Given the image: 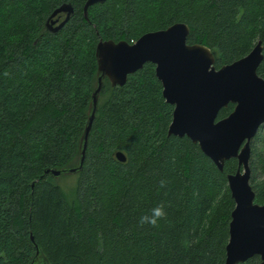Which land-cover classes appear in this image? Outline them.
Returning <instances> with one entry per match:
<instances>
[{"label": "trees", "instance_id": "1", "mask_svg": "<svg viewBox=\"0 0 264 264\" xmlns=\"http://www.w3.org/2000/svg\"><path fill=\"white\" fill-rule=\"evenodd\" d=\"M85 1L0 0V264H223L234 208L226 176L237 160L220 171L198 144L168 134L173 106L154 64L122 86L103 79L73 197L45 170L79 164L100 38L133 43L182 22L216 68L261 40L264 77V0H105L87 19ZM63 3L74 12L51 32L45 22ZM263 125L249 157L260 204Z\"/></svg>", "mask_w": 264, "mask_h": 264}, {"label": "water", "instance_id": "2", "mask_svg": "<svg viewBox=\"0 0 264 264\" xmlns=\"http://www.w3.org/2000/svg\"><path fill=\"white\" fill-rule=\"evenodd\" d=\"M104 2L86 0L84 18L88 17L89 6ZM73 12L70 3L55 8L45 22L47 30L58 31ZM188 34L187 24L176 22L146 32L133 43L100 38L95 47L96 86L79 146V164L65 169L48 168L45 173L58 177L75 174L81 168L103 79L107 78L112 86H122L128 75L150 62L155 65L163 97L173 106L168 134L186 136L198 144L220 171L226 160H237L236 171L226 176L234 208L223 264L242 263L253 256H259L258 264H264V203L254 201L249 167L250 141L264 123V77L257 74L263 59L262 42L258 40L243 57L216 68L214 53L202 44L187 43ZM228 103L234 104L233 110L217 119L220 109ZM115 155L125 161L122 152Z\"/></svg>", "mask_w": 264, "mask_h": 264}, {"label": "rangeland", "instance_id": "3", "mask_svg": "<svg viewBox=\"0 0 264 264\" xmlns=\"http://www.w3.org/2000/svg\"><path fill=\"white\" fill-rule=\"evenodd\" d=\"M262 136L264 137V130L262 131ZM261 141L262 140H259L257 142V147L260 151H263L264 150L263 149L264 148V141H262V142ZM56 180H57L56 182L62 187L66 196L69 198V196H71L72 191H73L74 186H75L76 176L74 174H65V175L56 177ZM72 197H73V194H72Z\"/></svg>", "mask_w": 264, "mask_h": 264}, {"label": "flooded vegetation", "instance_id": "4", "mask_svg": "<svg viewBox=\"0 0 264 264\" xmlns=\"http://www.w3.org/2000/svg\"><path fill=\"white\" fill-rule=\"evenodd\" d=\"M63 17H64V15L62 14L61 17H60V19H59V21H60ZM55 24H56V23H55Z\"/></svg>", "mask_w": 264, "mask_h": 264}]
</instances>
